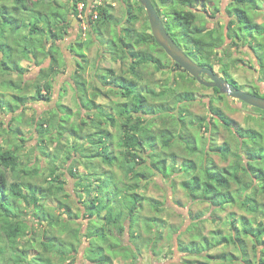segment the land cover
<instances>
[{
	"label": "trees",
	"instance_id": "1",
	"mask_svg": "<svg viewBox=\"0 0 264 264\" xmlns=\"http://www.w3.org/2000/svg\"><path fill=\"white\" fill-rule=\"evenodd\" d=\"M38 1L10 0L7 3H2L4 5L0 6V17L3 16L6 19L5 15L9 14L7 19L11 23L10 33L16 35L15 32L22 29L24 32L21 33V36L26 41V46L23 48L20 47V44L18 48L14 45L18 55L19 52L22 54L16 59V70L12 73L17 75L19 81L14 80L11 73L5 72L4 77L7 76V73L11 76L9 79H6V83L9 85L7 84L6 86V83L2 82L3 86H1L3 93L0 92V96L3 98L0 97V108L3 112L7 111L16 114L22 105H26L29 99L27 93H24L26 86L24 77L28 71L27 68H23L21 65L24 60L36 63L37 66H41L44 63V59L51 60L50 66L41 68L40 70L38 82L42 86L37 87L34 96V100L36 101L49 102L51 100L55 79L62 72L64 54L61 47H59V43L65 39L70 29L71 22L69 17L72 15V11L76 16H79L87 12L90 6L87 3L88 0H68L64 3L62 0ZM152 1L162 16V20H166L164 24L170 36L182 49L185 48L187 50L189 56L193 57L196 52V62L212 70H215L216 64L223 63L222 59H218V55L220 52L219 46L226 41V32H228V37L236 47L238 46L237 41L241 38L240 33L243 30L250 36L254 34L259 35L261 40L264 41V24L256 23L252 16V12L257 9L264 12V8L259 6L258 1L260 0H231L232 5L236 7L233 12L230 11L233 14L230 24L224 27L217 25L211 30L206 27L204 22H200V19L208 13L207 4L210 2L209 0ZM260 2L264 4V0ZM125 3L127 8L125 23L128 25V29L125 33L122 32L116 36L124 44L122 47L123 51L120 52L121 48H117L114 40L110 41L109 44L106 43V46H104L106 47V53H111L112 55V52L115 51L114 55H112L114 61L119 58L131 59L129 70L133 77L129 79L123 75H117L113 69L106 70L107 74L101 75L98 78L101 80L96 81L95 87L92 90V96L88 99L89 110L86 114L87 118L80 115L79 122L74 123L71 122L72 116H70L68 125H60L59 127L57 126V120L56 133L53 135H49L48 132L50 127L54 128L55 126V117L47 120L49 123L46 120H39L35 117V119L32 118L34 119L32 123L42 130L39 133V146L46 144L45 138L47 135H49L48 138L51 140L48 147H52L57 142V146L53 149V152L51 149L46 150L45 155L47 158H52L53 161L54 157L59 156L58 151L63 150L64 147L73 152V154H67L64 151L66 157L61 159L64 163L66 160L72 163L68 168L72 176L78 175V164L90 163L85 167L88 171L87 176H80L81 183L78 182L85 189V192L88 193L89 197L91 193H95L90 197L91 199L88 202L82 200L84 202L83 206L86 208V213L84 214L90 218L87 226L89 227L93 218H98L102 230L101 238L104 241L108 239L109 233L116 234L119 238L120 234H125L129 231L131 238L135 242L123 246L125 250L124 256L128 258L129 250L139 255L140 245L136 241L143 240L141 234H137L133 227L137 225L138 221L136 216L137 210L140 209L142 201L146 199L136 191L140 189V185L143 182L146 184L145 187H148L153 174H158L162 178L167 179L172 177L175 172L177 156H174L170 150L176 142H179L183 138V135H181L183 132L179 133L180 127L172 128L171 117L173 116L175 121L176 119H180L178 115L175 116L168 113L170 107H165V102L173 96L174 102L181 103L186 107L195 98L191 92H178L173 87L169 88V86L160 92L151 88L150 82L152 80L148 79L147 81L145 79V67L152 65L157 72L163 73L165 66L160 57L154 54L159 52L167 57L168 55L156 42L149 23L144 24L141 29L137 27L139 21L138 13L139 11L141 14L145 13L144 7L138 3L140 9L136 14L131 4L126 2V0ZM80 4L84 5L81 11H79ZM71 7L72 9H70ZM161 7L166 8L167 11L163 15L161 14ZM112 11L113 7L108 4L101 3L94 6L89 20L95 33L99 34L103 29L102 27L109 28L112 23L117 22L116 20L119 18H115ZM218 13V10H213L211 16L207 15L209 16L208 18L216 19ZM21 14H25L28 20H21ZM94 16H97L95 21L93 20ZM146 19L148 21V17ZM37 38L38 40L40 39V45L35 44L39 43L35 41ZM5 39L4 31L0 36V63L3 66L7 61L10 63L14 61L15 53L12 51V48L11 50L8 49L9 44L5 42ZM126 40L129 41V44L125 42ZM90 42L93 41L90 40ZM263 44H259L262 50ZM111 46H113L112 52L109 51ZM141 46L148 47L151 51L148 49L139 50ZM256 55L259 58L261 67L264 68V53H256ZM79 56L84 59L86 58L84 53ZM173 65L174 70L177 68L182 69L181 66L174 62ZM84 69L82 68V70ZM228 69L229 64L223 63L221 71L224 73V77L230 81L232 80V76L228 73ZM230 82L234 83L235 81ZM103 87H107V89ZM6 90H12L13 92V95L9 96L10 100H6V96H4V93L7 92ZM213 91L218 94L220 93L218 89H213ZM110 93L118 94L125 99L124 102H113L112 106H110L111 111L107 108L105 112L107 121L110 123L108 127L116 128L118 134L112 132L109 128L102 129L104 120L98 122L100 127L99 132L94 133L91 129V132L83 133L89 126L88 120L94 118L95 109L103 110L108 106L107 104L97 103L96 98L103 96L109 99ZM254 93L259 94L256 91ZM149 97L153 100H160L162 108L167 110L165 116L160 117L161 114H156L154 110H150L151 107L149 106L159 105L149 104ZM255 110L264 114V111ZM183 111L185 112L186 109ZM209 111L213 117H211L210 121L207 118H199V126L201 128L205 127V130H208L213 136L212 127H217V124L213 121L218 120L219 123L236 136L238 141V147L236 145L235 151H232L231 144L228 141L221 146H212L210 150L221 155L224 159H227L229 155H233L237 157V160L228 168H220L212 160L207 161V163L203 162L199 167L196 163L185 160L183 167H181L185 176L187 175V179L182 182L183 189L194 202H205L216 208L225 209L226 206L234 205L237 201V195L231 191V184L235 182L239 187V193H236L241 196V206L246 208L250 214H264V203H259L256 198L257 194L255 191H252L255 188V184L259 181V187L264 192V169L262 166L264 165V131L258 132L253 128H233L234 121L219 107L215 106L213 102L210 104ZM153 112L159 116H156ZM182 114L184 115V113ZM15 118L12 119L13 122ZM3 131H8L10 134L20 133V131H17L11 125L8 128L4 127ZM66 135L69 139L71 136L75 139L72 148L68 145V143H71L69 139H65ZM96 135L97 137L95 138ZM63 138L67 143L61 142ZM80 140L83 143H80ZM23 142L24 140L21 139L22 144H16L13 148L0 150V264H64L66 260H69L71 263L74 259V252L77 253L75 244L73 242L68 243L73 249L67 254H63L61 252L63 245H66L65 250H67L65 238L54 234L60 228L64 231L61 225L65 224V222L67 223V218L65 220L59 216H55L51 210H46L43 205L46 198L54 199L56 194L65 190L63 188V185L66 183L63 177L65 174H60L64 166L60 165L57 168L54 162L53 166H51L50 162L48 166L49 178L45 180L46 182H50V186L44 188L43 185L35 184L32 180L40 175L37 174V171L32 172V168L29 170L25 168L26 166H23L18 157V152L25 147ZM157 147L160 148L159 151ZM194 150L192 149V151ZM243 151L244 154H242ZM156 153H162L163 158L157 160L155 158ZM242 157L247 158L248 162L246 166L240 164ZM169 160L172 162H169ZM97 163L104 164L108 168L117 166L124 172L126 181L119 179L112 171L99 172ZM261 163L262 165L258 166ZM10 171L13 174L15 173V176L18 174V179L10 182L8 176ZM85 178H91L95 185L92 187L88 182L85 184ZM249 179L250 181H248ZM122 188L125 190L124 194ZM22 202L33 208L31 211L34 212L35 219L40 221L46 217L49 219L50 228L53 230L49 232L43 231V237L40 240L36 238L35 231L31 228ZM124 202L130 205L126 209L123 206ZM155 204L160 205L157 202ZM64 207L66 208L65 213L68 216H72L71 207L69 205ZM100 220H103L104 223L101 224ZM126 221L130 223L129 230L125 224ZM156 221V217L147 219V233L153 231V225H150V223H155ZM231 222V233L229 236L213 232L211 238H207L198 233L199 235L196 234L197 239L193 237L191 243L186 245L179 237L178 250L192 257H206L207 254L205 253H208L212 247L227 244L232 245L239 256L236 257L234 252H230V254L222 257L223 260L234 262L236 259H241L246 264H254L248 256L247 248V239H252L254 255L258 258L255 264H264V222H260L257 227H253L252 222L244 216L238 220L233 219ZM73 230L75 231L71 232V236L75 240L79 241L81 238L86 239L87 237L88 241L91 239L87 233L84 235L79 229ZM46 236H48L47 241L44 240ZM26 237H29L27 244L21 246L20 240ZM38 241L42 247L41 250L36 249ZM143 241L145 242V246L150 248H152V245H156L154 244L156 243L155 240H152L151 243ZM57 243H60V249L57 248ZM260 248L263 249L258 252ZM30 252L35 253L31 258L29 257ZM54 253L57 256L55 259L53 257ZM230 258H232L231 261L229 260ZM89 262L91 264L112 263L109 256H105L104 258H97L96 256L95 259ZM204 263L211 264L209 261H205Z\"/></svg>",
	"mask_w": 264,
	"mask_h": 264
},
{
	"label": "rangeland",
	"instance_id": "2",
	"mask_svg": "<svg viewBox=\"0 0 264 264\" xmlns=\"http://www.w3.org/2000/svg\"><path fill=\"white\" fill-rule=\"evenodd\" d=\"M9 1L10 0H0V6L4 5L2 3H7ZM209 1L210 2L207 4V10L210 12L211 9L218 10V16L216 19L211 20L208 18L209 16L207 13L200 19V22H204L209 30L217 25L219 27L228 25V22L233 19V14L231 12L234 11L236 6L232 5L231 0ZM260 1H258L259 6L264 8V4H262ZM62 2L64 3L63 0ZM126 2L133 6L137 14L140 9V6L138 5L139 2L137 0H126ZM87 3L90 4L87 12L76 16L72 11V15L69 17L71 26L68 34L65 36V39L59 43V46L61 47L64 54L62 59L63 62L61 61L63 72L55 79L51 100L49 102H43V107L40 108L39 111L33 110L31 108L27 109L28 105L30 104L22 105L20 111L15 114L17 117L15 118L14 122L9 112L4 111L3 115H0V136H5L3 140L0 138V150L13 148L16 144H22L21 139H23L25 147L23 150L18 152V157L20 158L23 166H26L25 168H28V170L32 168V172L37 171V174L40 175L39 177H35L32 180L35 184L41 186L43 185L44 188L50 186V182L45 181L49 178L48 166L50 165V162L51 166H53L54 162V165H56L57 168H59L60 165L64 166L62 167L60 174H65L63 176L64 180H66V183L63 185L65 190L63 192L61 191L59 194H56L54 199L46 198V200L43 202L46 210H51L55 216H59L61 219L67 218V220L65 219L67 223L65 222V224L61 225L64 231H62L60 228L61 231L58 230L54 232V234L65 238L67 250H65L66 245H63V250H61L63 254H67L73 249L68 244L70 242L75 244L77 253L74 252V259L71 263L69 260H66L64 264H91L89 261L95 259L96 256L97 258L109 256L112 261L111 264H205V261H209L211 264H246L242 262L241 259H236L234 262H228L222 259V257L230 254V252H234L236 257L239 256L238 252L232 245L223 244L218 247H212L208 253H205L207 254L206 257H192L189 254L182 253L178 250L177 244L179 237L186 245L191 243L193 237L197 239L196 234L198 233L207 238H211L213 232H219L223 234V236H229L231 233V221L233 219L238 220L242 216L249 219L250 222H252L253 227H257L258 223L264 222V214H250L247 212L246 208L241 206V196L237 194L239 193V187L235 184V182H232L231 184V191L237 195V201L234 203V205L226 206L225 209L216 208L215 206H211L205 202L192 201V198L188 196L182 187V182L187 179V175L185 176L181 167H183V162L185 160L196 163L198 167L203 164V162L207 163V161L212 160L220 168H228L237 160V157H234L233 155H229L227 159H224L221 155L210 150L212 146H221L226 141H228L231 144L232 151H235L238 141L236 136L232 134L230 130L225 128L221 123L213 121L217 124V127H212V136L208 130H205V127L201 128L199 126V118H208V120H210L211 113L209 111V107L211 102H213L215 106L219 107L229 118L234 121L233 128H253L258 132L264 131V114L244 103L232 100L227 96H224L222 99L218 100V95L215 94L212 89L203 87L195 82L187 73L184 72L183 69L177 68L174 70L172 59L169 56L168 58L164 54H160L159 52L155 53L154 55L160 57L162 63L165 66V71H163V73L160 71L157 72L152 65L146 66L144 70L145 79L147 81L148 79L152 80L150 82L151 88L157 92H160L168 86L169 88L173 87L178 92H191L196 94L198 100L188 103L186 107H184L181 103L174 102L173 96L170 97L167 102H165V107H170V111H168V113L175 116L178 115L180 119H176L175 121V118L173 116L171 117V125L173 126L172 128L175 129L180 127V131L178 130L179 133L181 134L183 132V134H181L183 135V138L180 139L179 142H176L170 150L174 156H177V161L175 162V172L172 177L167 179L162 178L158 174H153L148 187H145L146 184L143 182L140 185V189L136 191L141 196H144L146 200L142 201L140 209L137 210L136 216L138 221L137 225H135L133 229L137 234H141L143 240H145L147 243H151L152 240H155L156 243L154 244L156 245H152V248H150L145 246V242L142 239L137 240L136 242L140 245L139 255H136L129 250V257L125 258V250L123 246L130 245L132 242H135V240L131 238L129 231L125 234H120L119 238L116 234L108 232V239L104 241V239L101 238L102 230L100 228L101 225L98 218H93L89 227L87 226L90 218L84 214L86 213V208L83 206V201L86 200V202H88L91 199L90 197L95 193H91L90 197L88 196V193L85 192V189L81 187L80 176H87L88 171L85 169V167L90 163L86 162V164H78V175L72 176L68 170L70 164L72 163L68 160H66L64 163L61 161V159L66 157L64 151H66L67 154H73V152H70L67 147H64L63 150L58 151L59 156L54 157L53 161L52 158H47L45 155L46 150L51 149L53 152V149H55L57 146V142H55L52 147H48V144L50 145L51 143V140L48 138V136L56 133L55 129L57 126L59 127L60 125H68L70 116H72L71 122L74 123L79 122L80 115L87 118L86 114L89 110L88 99L92 96V90L93 87H95L96 81L101 80L98 78H100L101 75L107 74L106 70L113 69L117 75H123L129 79L133 77L131 76L129 70L131 63L130 58H119L118 60L114 61L112 58V55H114L113 53L115 52H112L113 46L110 47V50L107 49L112 52V55L111 53L109 54L105 51V44H109V42L113 40L116 42L115 44L117 48H121L120 52L123 51L122 47L124 44L121 43L116 38V36L119 35V33H125V31L128 29V25L125 23V18L127 17L125 0L104 1L103 4L108 3L109 5L114 6L112 14L115 18L119 19L116 20L117 22L112 23L108 30H104L105 32H103L102 35H96L93 33L91 24L89 23L90 14H92L94 6H96L97 3H94V0H88ZM161 8V14L163 15L167 11L166 8ZM70 9H72V7ZM81 10L82 6L79 5V11ZM8 15L9 14L5 15L6 19L3 16L0 17V36L5 31V42L9 44L8 49L11 50L12 48V51L15 53L14 61L12 63L7 61L4 66L0 63V92L2 93V82L6 83V79H9L11 75L14 80L19 81L17 75L12 73L14 70H16V59H18L19 55L22 54L19 52L18 55L14 45H16V48L19 47V44L22 48L26 46V41L21 36V33L24 32L22 29L15 32L16 35H14V33H10L11 23H9V20L7 19ZM138 15L139 21L137 23V27L141 29L144 24L149 23V20L147 21L146 19V12L141 14L139 11ZM252 16L256 23L264 24V12H252ZM20 19H26V15L21 14ZM226 37L225 43L219 46L220 52L218 59H222L224 64H229L228 73L241 86H238L239 89L252 94H255L254 91H256L259 94L255 95L262 97V94L264 93V68L261 67L260 61L258 60V57L255 53H264V41L261 40L259 35L254 34L253 36H250L246 31L243 30V32L240 33L241 38L237 41L238 46L236 47L228 37V32H226ZM253 37L256 38L255 41L252 39ZM39 40L38 38L35 39L36 42H39ZM90 40L93 42H90ZM125 42L129 44V41L126 40ZM261 43L263 44V50L259 46ZM35 44L40 45V42ZM146 49H148V47H139V50ZM148 50L151 51L150 49ZM183 50L187 53L185 48H183ZM82 53L85 54V59L79 56ZM194 59L196 60V58ZM223 63L216 64L215 71L224 77V73L221 71L223 68ZM50 65L51 60L45 64L46 67ZM35 68L36 67L32 68L31 70L29 69L24 78L26 85L24 88V93H27L28 97L31 98L32 101L34 100L37 87L42 86V84H39L38 82L39 73H37V69ZM82 68L85 69L82 70ZM6 71L11 73V75L7 73V76L4 77ZM97 74L98 76L96 77ZM77 80L78 82H76ZM142 83H144V81H142ZM7 84L8 83L5 85L7 86ZM60 85L62 86L59 87ZM103 88L107 89V87ZM4 94V96H6V100H10L9 96L13 95V92L12 90H9ZM0 97L3 98L2 96ZM216 97L218 98L216 99ZM96 101L99 104L103 103L107 104L108 106L103 110L95 109V116L91 120H88L89 126L87 128L85 127L86 130H84L83 133L91 132L92 130L94 133L99 132L100 127L98 122L101 120H104L102 129L109 128L108 125L110 123L107 121L105 113L106 109L109 108V111H111L110 106H112L113 102H124L125 99L118 94L110 93L109 99L101 96L96 98ZM149 104L159 105L149 107H151L150 110H154L156 114H161L160 117L167 114V110L162 108L160 105V100H153L149 97ZM22 107L24 108L22 109ZM185 109L186 111L184 112L183 110ZM182 113H184V115ZM35 115H38L40 117L38 119L43 121H47L50 118L55 117V126L54 128H49V135H47L45 138L46 144L40 146L38 145V141H40L38 134L41 133L42 130L37 128L36 125L34 126L32 123V121L35 119ZM57 120L58 122L56 126ZM47 122L49 123V121ZM8 124L12 127H15L17 131H20V133L10 134L8 131L4 132L3 128L7 127ZM183 126L186 127L184 128ZM109 129L112 132L118 134V130L116 128L110 126ZM96 137L97 135L95 138ZM65 139L69 138L65 137ZM65 139L63 138L61 141L64 144L67 143ZM69 141L71 143H68V145L72 148L75 139L71 136ZM157 149L159 151L160 148L157 147ZM192 149H195L196 151H192ZM242 154H244V151ZM155 156L157 160L163 158L162 153H156ZM169 162L172 161L169 160ZM247 162V158L242 157L240 164L246 166ZM261 165L262 163L258 166ZM97 166L99 168V172L112 171L119 179L126 181L124 172L117 166L108 168L106 165L98 163ZM262 166L264 169V165ZM73 172L75 171L73 170ZM8 176L10 182L18 179V174L15 176V173L13 174L11 171L8 173ZM84 181L85 184L86 182L90 183V186L92 185V187L95 185L91 178H85ZM248 181H250V179ZM259 185L260 182L258 181L252 191H255L257 194L256 198L258 199V202L264 203V192L261 187H259ZM122 190L124 191V194L125 190L123 188ZM156 202L160 203V205H156ZM22 204L24 211L26 212V217L29 220L31 228L35 231L34 234L38 240L43 237V231L49 232L53 230L50 228L48 217L41 221L37 220L35 219L34 212L31 211L33 208L29 205H26L24 202H22ZM66 205L71 207L72 216H68V214L65 213L66 208L64 206ZM123 206L126 209L130 205L129 203L125 204L124 202ZM153 217H156L157 221L155 223H150V225H153V231L147 233V219ZM100 221L101 224L104 223L103 220ZM125 224L129 230V221H126ZM238 226L241 228L240 225ZM73 229L81 230V233L84 235L87 233V235L91 237L89 240L91 247L89 241L87 240L88 237L86 239L81 238L79 241L75 240L73 236H71V232L75 231ZM47 238L48 236H46V239L44 238V240L47 241ZM28 239L29 237L20 240V245L24 246L27 244ZM251 240L252 239H247L248 256L255 264L258 258L256 255H254L253 242ZM59 244L60 243H57L58 249H60L61 246ZM36 247L37 250H41L42 247L40 246L39 241L37 242ZM262 249L263 248L258 249V252L262 251ZM33 255H35V253L30 252L29 257L31 258ZM53 257L54 259L57 258L55 253ZM229 260L231 261L232 258Z\"/></svg>",
	"mask_w": 264,
	"mask_h": 264
},
{
	"label": "water",
	"instance_id": "3",
	"mask_svg": "<svg viewBox=\"0 0 264 264\" xmlns=\"http://www.w3.org/2000/svg\"><path fill=\"white\" fill-rule=\"evenodd\" d=\"M145 9L152 35L158 45L172 59V61L186 71L196 81L211 89H218L222 95L240 101L252 108L264 111V97L246 92L237 88L234 84L228 83L224 78L215 73L214 70L203 67L194 62L190 56L170 36L161 15L155 8L152 0H137ZM202 76L208 77L206 81Z\"/></svg>",
	"mask_w": 264,
	"mask_h": 264
},
{
	"label": "crops",
	"instance_id": "4",
	"mask_svg": "<svg viewBox=\"0 0 264 264\" xmlns=\"http://www.w3.org/2000/svg\"><path fill=\"white\" fill-rule=\"evenodd\" d=\"M33 2H35V1H38V0H32ZM40 2L42 1V0H39ZM38 1V2H39ZM64 2H66V0H63ZM43 2V1H42ZM97 2V1H96ZM95 2V3H96ZM81 6L83 5V4H80ZM72 6V5H71ZM50 45V44H49ZM48 45V46H49ZM60 47V46H59ZM49 61V59H44V63L41 65V66H37V64L36 63H31V62H28V61H22V63H21V65L23 66V68H27V70L29 71V69L31 70L32 68H34V67H36L35 69H37V73H39L40 74V70H41V68H44V67H46L45 66V64H46V62H48ZM31 66V67H30ZM40 68V69H39ZM28 71L26 72V74L28 73ZM62 72H63V70H62ZM61 72V73H62ZM60 73V74H61ZM25 74V75H26ZM59 74V75H60ZM25 78V77H24ZM62 85H60L59 87H61ZM29 98V97H28ZM43 102L44 101H36V100H33L32 101V99L31 98H29L28 100H27V103H26V105H28V104H30V105H28V107H27V109H29V108H31V109H33V110H37V111H39L40 110V108H42L43 107ZM26 107V106H25ZM24 107H22V109H23ZM20 111V109L17 111V112H19ZM3 111H2V109L0 108V115L2 116L3 115ZM11 114V116H12V119L13 118H15V117H17V116H15V114H13V113H10ZM18 114H20V113H18ZM23 114V113H22ZM35 117H37V118H40L38 115H35ZM34 117V118H35ZM42 117V116H41ZM8 126H9V124H8ZM8 126L6 127V128H8ZM39 135V134H38ZM39 137H40V135H39ZM66 137H67V135H66ZM0 138L3 140V138H5V136L4 135H2V136H0ZM39 142V141H38ZM80 143H83V141L82 140H80L79 141ZM85 143V142H84ZM8 144H10V143H8Z\"/></svg>",
	"mask_w": 264,
	"mask_h": 264
},
{
	"label": "flooded vegetation",
	"instance_id": "5",
	"mask_svg": "<svg viewBox=\"0 0 264 264\" xmlns=\"http://www.w3.org/2000/svg\"><path fill=\"white\" fill-rule=\"evenodd\" d=\"M97 1V2H96ZM97 3V4H103V1L102 0H94V3ZM108 4V3H107ZM90 5V4H89ZM109 5V4H108ZM83 6L84 5H82V9H83ZM112 7H114L113 5H112ZM212 11H213V9H211V12L210 11H208V14H209V16H211V13H212ZM259 12H261V10H259V9H257V10H254L253 11V13H259ZM97 18V16H94V18H93V20L95 21V19ZM209 19H211V20H213L212 18H209ZM89 23L91 24V29H92V31H93V33H95V31L93 30V26H92V23L90 22V20H89ZM228 24H230V21L228 22ZM103 29H102V31L100 32L101 33V35L103 34V32H105L104 30H108L109 28H106V27H102ZM99 33V34H100ZM107 33V32H106ZM96 35H98L97 33H95ZM109 39V38H108ZM252 39H254V41L256 40V38L255 37H253ZM110 40V39H109ZM254 44V43H253ZM194 53V52H193ZM255 53V52H254ZM256 54V53H255ZM189 56V55H188ZM195 56H196V52L194 53V56L193 57H191V59L194 61V62H196V60L194 59L195 58ZM257 56V55H256ZM258 57V56H257ZM258 60H259V58H258ZM197 64H199L198 62H196ZM199 65H201V64H199ZM202 66V65H201ZM204 67V66H203ZM208 68V67H207ZM215 71V70H214ZM184 72H186V71H184ZM187 73V72H186ZM215 73H217L216 71H215ZM188 74V73H187ZM218 74V73H217ZM219 75V74H218ZM190 76V75H189ZM221 76V75H220ZM191 77V76H190ZM222 78H224L226 81H228L225 77H223V76H221ZM195 82H197L196 81V79H194L193 77H191ZM202 78L204 79V80H206V81H209V79H208V77H206V76H202ZM232 80L233 81H235L233 78H232ZM198 83V82H197ZM228 83H230V84H234L237 88H238V86L239 87H241L236 81L234 82V83H231L230 81H228ZM199 84V83H198ZM201 85V84H200ZM201 86H203V85H201ZM203 87H205V86H203ZM207 88V87H206ZM209 89H211V88H209ZM213 90V89H212ZM242 90V89H241ZM214 93H215V91H213ZM215 94H217L218 95V97H216V99L218 98V100H220V99H222L224 96H227V95H222L221 93H215ZM262 95H264V93L262 94ZM228 97V96H227ZM194 101L193 102H195L196 100H198V98H197V96H196V94H194ZM231 99V98H230ZM232 100H234V99H232ZM237 101V100H236ZM240 102V101H239ZM242 103V102H241ZM211 117H213V115H211ZM211 117H210V119H211ZM207 120H208V118H207ZM208 121H210V120H208ZM215 121V120H214ZM216 122H218V120L216 121Z\"/></svg>",
	"mask_w": 264,
	"mask_h": 264
}]
</instances>
